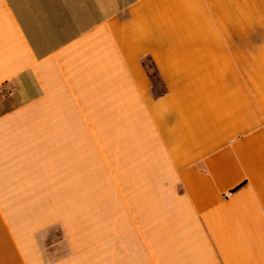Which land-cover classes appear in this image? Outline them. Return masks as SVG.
I'll return each instance as SVG.
<instances>
[{
  "label": "crops",
  "instance_id": "0c3cea01",
  "mask_svg": "<svg viewBox=\"0 0 264 264\" xmlns=\"http://www.w3.org/2000/svg\"><path fill=\"white\" fill-rule=\"evenodd\" d=\"M0 264H264V0H0Z\"/></svg>",
  "mask_w": 264,
  "mask_h": 264
}]
</instances>
